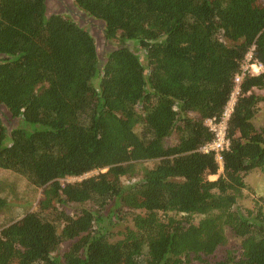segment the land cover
<instances>
[{"label": "trees", "instance_id": "trees-1", "mask_svg": "<svg viewBox=\"0 0 264 264\" xmlns=\"http://www.w3.org/2000/svg\"><path fill=\"white\" fill-rule=\"evenodd\" d=\"M74 3L122 45L101 57L71 14L0 0V106L19 119L0 117V169L30 191L0 223V264H264V197L243 203L264 171V0ZM249 51L261 71L243 70ZM237 75L220 169L205 121Z\"/></svg>", "mask_w": 264, "mask_h": 264}, {"label": "rangeland", "instance_id": "rangeland-1", "mask_svg": "<svg viewBox=\"0 0 264 264\" xmlns=\"http://www.w3.org/2000/svg\"><path fill=\"white\" fill-rule=\"evenodd\" d=\"M72 6L74 7L73 13L71 14L75 21H77L81 26L86 27L89 29V31L96 37L97 40V46H98V52L101 57H103L108 50H111L113 48H116L120 45H122L119 41H109L105 38L104 35V25L100 20H97L93 17L88 16L86 13H83L80 11L76 5H74V0H70ZM74 3V4H73ZM55 6L51 5V8L48 9L47 14L51 15L53 13H56ZM67 12L66 14H68ZM126 45L129 47L133 46V42H127ZM261 94H264V90L260 91ZM0 117L3 119L4 124H6L8 130L10 131L14 125H16L19 122L18 118H13L11 115L8 114L7 110L4 109V107L0 106ZM253 122L257 127L264 126V102L260 103V107L258 109L257 114L253 118ZM177 137V134L172 135L168 140L169 142L175 141ZM217 177L215 175H212L210 179H216ZM6 179V185L5 189L6 192L11 190L12 186L13 188L17 186L16 194H18L16 199H12L11 193H8L7 196H11L10 200L12 201V208L9 212L6 213V215L0 218V223H3L5 219H8L10 216V212L12 211V214L19 215V212L23 211L21 204H28L26 201V198H29L30 191L26 187L27 181L23 178L18 179V176L10 171H5L0 169V180ZM76 178H67V181L75 180ZM247 182L249 184V188L245 191L246 198L243 199L244 205L247 207H254L256 204L255 199L259 198L260 196L264 197V171L255 170L251 172L247 177ZM16 183V184H14ZM31 192L33 193L31 196L32 200V209H34L37 205V200L41 196V189H37L34 191L31 188ZM260 203L264 204V200H260ZM19 217V216H18ZM228 234L231 235L230 231H227ZM238 240V237L233 236L230 243L227 246L234 245ZM225 246L224 248H226Z\"/></svg>", "mask_w": 264, "mask_h": 264}, {"label": "built area", "instance_id": "built-area-1", "mask_svg": "<svg viewBox=\"0 0 264 264\" xmlns=\"http://www.w3.org/2000/svg\"><path fill=\"white\" fill-rule=\"evenodd\" d=\"M252 58V52L249 51L247 54L246 62L242 64L243 70L245 71L251 68L254 72L261 71L263 69V65L257 62H250ZM241 77L242 75H237L235 77L236 84L234 90L231 93L229 101L225 105L221 116L208 118L205 121L210 131L213 132L214 138L210 142L204 144L201 147V150L204 152H214L215 157L221 166L220 169L223 168V151L229 147V139L226 134V128L228 120L232 112L234 111V107L237 101V95L240 92L239 83Z\"/></svg>", "mask_w": 264, "mask_h": 264}, {"label": "flooded vegetation", "instance_id": "flooded-vegetation-1", "mask_svg": "<svg viewBox=\"0 0 264 264\" xmlns=\"http://www.w3.org/2000/svg\"><path fill=\"white\" fill-rule=\"evenodd\" d=\"M46 4H47V11L49 8H51V5H53L57 10L56 13H67V12H69V14L73 13L72 9H74V7L72 6L70 0H46Z\"/></svg>", "mask_w": 264, "mask_h": 264}, {"label": "water", "instance_id": "water-1", "mask_svg": "<svg viewBox=\"0 0 264 264\" xmlns=\"http://www.w3.org/2000/svg\"><path fill=\"white\" fill-rule=\"evenodd\" d=\"M102 23H103V25H105V22L103 21V20H100ZM1 56V55H0ZM9 115H11V114H9Z\"/></svg>", "mask_w": 264, "mask_h": 264}, {"label": "clouds", "instance_id": "clouds-1", "mask_svg": "<svg viewBox=\"0 0 264 264\" xmlns=\"http://www.w3.org/2000/svg\"><path fill=\"white\" fill-rule=\"evenodd\" d=\"M211 176H212V175H211ZM211 176H210V177H211ZM215 176L217 177L218 175H217V174H215Z\"/></svg>", "mask_w": 264, "mask_h": 264}]
</instances>
